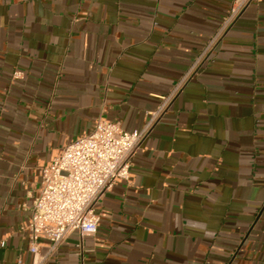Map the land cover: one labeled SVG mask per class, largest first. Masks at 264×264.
I'll use <instances>...</instances> for the list:
<instances>
[{"label":"crops","instance_id":"1","mask_svg":"<svg viewBox=\"0 0 264 264\" xmlns=\"http://www.w3.org/2000/svg\"><path fill=\"white\" fill-rule=\"evenodd\" d=\"M234 1L0 0V264H32L41 166L99 118L151 116L95 235L41 264H264V0L189 72Z\"/></svg>","mask_w":264,"mask_h":264},{"label":"built area","instance_id":"2","mask_svg":"<svg viewBox=\"0 0 264 264\" xmlns=\"http://www.w3.org/2000/svg\"><path fill=\"white\" fill-rule=\"evenodd\" d=\"M249 1H234L218 32L189 72ZM20 75V72L13 74L14 78ZM174 92L162 101L158 110L165 107ZM152 121L153 116L140 131H125L119 123L99 118L88 134L68 143L40 167L38 195L25 227L32 264L43 262L44 258L38 256L43 242L53 251L73 233H78L80 238L95 235L99 223L95 208L116 183L130 179L131 159Z\"/></svg>","mask_w":264,"mask_h":264}]
</instances>
